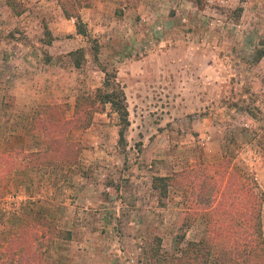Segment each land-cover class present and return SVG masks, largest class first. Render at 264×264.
I'll list each match as a JSON object with an SVG mask.
<instances>
[{"label": "rangeland", "instance_id": "374dc122", "mask_svg": "<svg viewBox=\"0 0 264 264\" xmlns=\"http://www.w3.org/2000/svg\"><path fill=\"white\" fill-rule=\"evenodd\" d=\"M19 2L16 15L0 0V150L10 156L0 165V264H154L156 246L170 258L180 234H207L229 183L264 192V0H72L86 36L59 0ZM116 86L128 109L123 144L108 104L86 128L73 120L78 95ZM41 141L52 162L26 167ZM157 175L173 177L164 204ZM212 187L182 225L192 197ZM261 220L264 235V203ZM48 221L70 239L51 241ZM22 227L25 243L13 237Z\"/></svg>", "mask_w": 264, "mask_h": 264}, {"label": "trees", "instance_id": "16d2710c", "mask_svg": "<svg viewBox=\"0 0 264 264\" xmlns=\"http://www.w3.org/2000/svg\"><path fill=\"white\" fill-rule=\"evenodd\" d=\"M5 4L12 9V11L19 15L22 13L19 0H4ZM60 6L64 15L67 18H74L75 29L78 34L87 35L86 24L83 22L77 7L72 0H59ZM45 34L48 36L47 42H50V33L45 29ZM94 57H97L99 45L97 42L91 46ZM73 57L76 67L81 65L84 59V49L77 48L70 52ZM263 55L259 51L256 61ZM105 85H110V80L106 77ZM108 104L113 112L119 118L120 129L118 130V143L124 142V129L129 124L128 109L126 103V96L123 88L116 86L110 90H103L98 88L94 93L87 95H78L75 99L74 105V119L75 124L81 128H86L90 125L92 114L98 110L104 109ZM73 120H64L66 124ZM40 128L48 132V125L44 119L39 120ZM48 133H46L47 135ZM69 146L71 144L69 143ZM50 145L41 141L38 149L33 152L24 153L26 158V167H34L38 169L41 166L50 165L52 161L44 160L45 155L50 150ZM74 150L67 154L68 163L71 162L70 157ZM9 155L0 150V165L8 163ZM1 179L3 175L0 174ZM172 176H153L151 187L158 194V199L161 204H164L165 198L168 196L169 187ZM215 186V185H214ZM200 190L192 197L193 211H187L183 218L182 225L189 227L196 220V209L201 206L208 205L211 200V190ZM228 203L226 207H214L211 209L209 217V226L207 234L201 236L197 240H189L183 243L184 233L178 236L177 254L171 257H162L158 247L152 249L151 259L154 264H264V235L262 230L261 220V206L264 203V192L257 191L254 184L248 183L246 180L239 179L235 190H233V183L228 184ZM233 199H236L234 203ZM213 202V201H212ZM236 205V210L233 212L231 205ZM210 207V206H209ZM28 217V216H26ZM28 219V218H27ZM47 224L50 226L49 238L51 241L59 237L69 240L71 233L68 230L56 228L51 221ZM28 236L27 228L22 227L21 231L14 234V238L21 239L26 242L25 237ZM29 249V247H26Z\"/></svg>", "mask_w": 264, "mask_h": 264}]
</instances>
